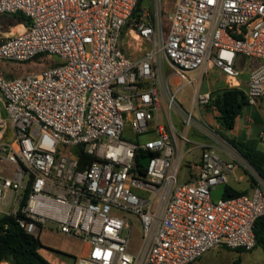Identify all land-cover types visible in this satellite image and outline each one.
I'll return each instance as SVG.
<instances>
[{"label": "built area", "instance_id": "1", "mask_svg": "<svg viewBox=\"0 0 264 264\" xmlns=\"http://www.w3.org/2000/svg\"><path fill=\"white\" fill-rule=\"evenodd\" d=\"M138 2L0 0V15L25 18L0 41V60L60 59L23 77L0 68V217L36 237L49 230L80 240L74 264H192L217 248L252 251L264 181L202 115L216 111L211 92L194 91L189 113L176 95L192 82L189 72L215 69L249 105L264 99V1L175 0L166 33L163 11L135 15ZM126 39L141 56L123 51ZM190 128L205 141L193 142ZM79 149L94 157L82 169ZM195 149L198 174L180 184V165ZM217 151L255 177L251 195L214 198L234 170ZM121 211L140 219L135 248Z\"/></svg>", "mask_w": 264, "mask_h": 264}, {"label": "rangeland", "instance_id": "2", "mask_svg": "<svg viewBox=\"0 0 264 264\" xmlns=\"http://www.w3.org/2000/svg\"><path fill=\"white\" fill-rule=\"evenodd\" d=\"M174 1L175 0H143L141 9L151 14L154 13L156 6L158 10L161 9L163 11V29L166 33L169 27L168 17L172 15ZM19 25L20 22L12 15H0V41L6 36L19 31L21 29V26ZM122 49L125 53L135 57L139 55L141 56L142 54L135 49H130V47H128L127 39L124 40ZM248 61L249 63L251 62L250 59ZM255 64L256 63L253 61L250 64L249 69L244 70L242 77L243 81L247 80L248 73ZM58 65H60V59L48 54H41L27 62H7L0 60V68L8 78L23 77L27 74L46 70ZM187 77L192 80V82L190 83L186 81L184 87L176 95L178 102L186 113H189L191 110L194 91L199 90L201 93H212L219 91L225 86L223 79L219 75V71L215 69L202 70V72H189ZM244 87L247 86L245 85ZM171 88L173 92L177 89L174 84H172ZM250 110L251 106H247L243 111L246 113ZM201 113L203 116L209 118L211 117V119L215 120L212 110L207 109V111H204V109H201ZM171 116L177 130H184V125H182L180 118L174 112ZM194 117L195 119H199L197 110L194 112ZM159 123L168 126V119L164 111H161L159 115ZM215 128L218 132H220L219 127L215 126ZM254 134L255 133L252 134V137ZM231 135L232 133L229 134V136ZM188 136L195 143H202L205 141V138L200 136L195 128H190ZM124 138L126 140H133V134L129 126H126ZM228 138L231 139V137ZM229 145L234 148L230 143ZM189 147L190 145H187L186 150ZM232 148H229L230 151H234ZM217 153L221 159L234 163V170L229 175L228 185L235 186L237 188H247L249 189L247 195H251L255 185L253 187L251 186V174L248 169L240 163V161L243 162L245 160H243V157L239 154V152L238 159L240 161L235 160L234 157L227 152L217 151ZM201 154L202 151L200 149H195L185 157L179 170L180 184L196 177L199 171L198 166L200 165ZM245 164L247 168L254 171L246 161ZM221 189V186L217 188L214 195L215 199L220 198ZM120 216L125 218V220L132 227L131 243L135 248L141 241L142 227L140 219L135 214L127 211H121ZM40 240L45 246V248L41 249V253L51 264H74L75 258L80 254L83 245L78 239L49 230H43L40 235ZM236 262H238V264H264V249L262 247H256L252 251L238 253L225 248H217L210 251L198 264H235Z\"/></svg>", "mask_w": 264, "mask_h": 264}, {"label": "trees", "instance_id": "3", "mask_svg": "<svg viewBox=\"0 0 264 264\" xmlns=\"http://www.w3.org/2000/svg\"><path fill=\"white\" fill-rule=\"evenodd\" d=\"M142 1L139 0L135 15H139L142 11ZM12 16L20 24L25 23V18L21 14H13ZM211 106H214L218 112L216 121L221 136L239 152L243 159L253 168L258 177L264 181V151L258 148L259 141L257 139L239 141L229 139L226 135L227 131L235 128L237 118L242 114L245 107L249 106L244 91L236 88L223 87L219 91L211 93ZM76 153L81 164V169L94 160V157L86 154L82 149H79ZM256 184L255 177L251 175V186H256ZM248 192V190H237L227 184L222 187L220 198L237 197L246 195ZM254 232L257 240L256 247H262L264 249V215L257 220ZM42 248H45V246L42 244L40 237L29 234L19 226L16 219L10 216L0 217V263L51 264L42 255ZM231 251L238 253L244 252V250ZM235 264H238V262Z\"/></svg>", "mask_w": 264, "mask_h": 264}, {"label": "crops", "instance_id": "4", "mask_svg": "<svg viewBox=\"0 0 264 264\" xmlns=\"http://www.w3.org/2000/svg\"><path fill=\"white\" fill-rule=\"evenodd\" d=\"M19 26H21L20 30H22V28H23L22 24H20ZM219 75L221 76V78L224 81V85H225L224 87H227L226 82H225L224 74L219 72ZM242 84H243V88L245 89L246 87H244V86L245 85L247 86V80L243 81V79H242ZM249 106H251V105H249ZM263 110H264V99H259L256 105L251 106V110L249 112H246V113H244V111L242 112V114L236 120L235 128L233 130H230V131L226 132L227 137H231V139H236V140H239V141L257 139L259 141L258 148L260 147L261 150L264 151V148H263L264 145L261 142L262 137H264V112H263ZM217 115H218V112L217 111H213V117H215V120L211 119V117L210 118L206 117V119L212 125L219 127L218 124H217V121H216V116ZM230 133H232L231 136H229ZM253 133H255V134L252 137ZM232 187L237 189V190H240V191L249 190L247 188H237L235 186H232ZM208 253H206L197 262H194L192 264L200 263V261ZM0 264H9V263L2 262Z\"/></svg>", "mask_w": 264, "mask_h": 264}, {"label": "water", "instance_id": "5", "mask_svg": "<svg viewBox=\"0 0 264 264\" xmlns=\"http://www.w3.org/2000/svg\"><path fill=\"white\" fill-rule=\"evenodd\" d=\"M150 156H147L146 158H144V160L142 161V163L144 164V165H148V163H149V161H150ZM244 160V159H243Z\"/></svg>", "mask_w": 264, "mask_h": 264}]
</instances>
